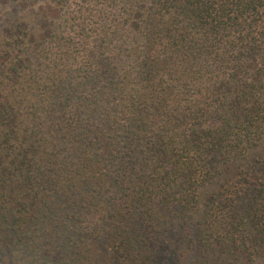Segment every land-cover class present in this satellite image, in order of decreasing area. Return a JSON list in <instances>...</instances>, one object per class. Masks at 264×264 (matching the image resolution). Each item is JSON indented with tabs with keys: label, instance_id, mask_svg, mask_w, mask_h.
I'll list each match as a JSON object with an SVG mask.
<instances>
[{
	"label": "trees",
	"instance_id": "16d2710c",
	"mask_svg": "<svg viewBox=\"0 0 264 264\" xmlns=\"http://www.w3.org/2000/svg\"><path fill=\"white\" fill-rule=\"evenodd\" d=\"M10 251L264 264V0H0Z\"/></svg>",
	"mask_w": 264,
	"mask_h": 264
},
{
	"label": "rangeland",
	"instance_id": "374dc122",
	"mask_svg": "<svg viewBox=\"0 0 264 264\" xmlns=\"http://www.w3.org/2000/svg\"><path fill=\"white\" fill-rule=\"evenodd\" d=\"M6 255V256H5ZM0 254V264H44V261L40 258L37 257L36 255L32 254V256H35V259H31V262L29 261H23L20 257L18 258V255H15L14 253L12 254V252H6V254ZM15 256V257H14ZM4 257V258H3ZM7 258L9 260H7ZM18 258V259H17Z\"/></svg>",
	"mask_w": 264,
	"mask_h": 264
}]
</instances>
